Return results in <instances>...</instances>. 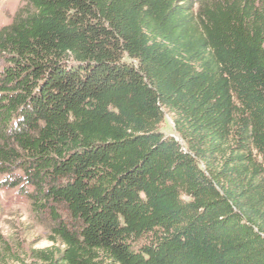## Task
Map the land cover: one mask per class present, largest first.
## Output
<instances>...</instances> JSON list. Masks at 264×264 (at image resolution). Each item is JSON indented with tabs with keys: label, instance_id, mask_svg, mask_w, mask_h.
<instances>
[{
	"label": "trees",
	"instance_id": "obj_1",
	"mask_svg": "<svg viewBox=\"0 0 264 264\" xmlns=\"http://www.w3.org/2000/svg\"><path fill=\"white\" fill-rule=\"evenodd\" d=\"M26 2L0 29V173L56 223L41 259L264 264V0Z\"/></svg>",
	"mask_w": 264,
	"mask_h": 264
},
{
	"label": "rangeland",
	"instance_id": "obj_2",
	"mask_svg": "<svg viewBox=\"0 0 264 264\" xmlns=\"http://www.w3.org/2000/svg\"><path fill=\"white\" fill-rule=\"evenodd\" d=\"M29 9L26 0H0V29ZM2 64L0 59V67ZM174 120V114L164 109L160 130L184 145L175 130ZM253 155L261 162L255 150ZM16 178L17 175L0 173V261L3 264H46L38 254L40 251L53 247L64 249L54 233L56 223L48 212L38 210L24 193L31 189L16 185L13 181ZM64 216L63 211L61 217Z\"/></svg>",
	"mask_w": 264,
	"mask_h": 264
}]
</instances>
